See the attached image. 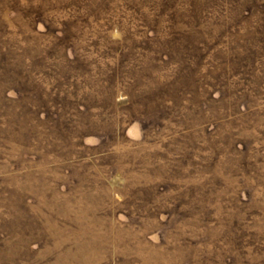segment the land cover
<instances>
[{
	"label": "rangeland",
	"instance_id": "1",
	"mask_svg": "<svg viewBox=\"0 0 264 264\" xmlns=\"http://www.w3.org/2000/svg\"><path fill=\"white\" fill-rule=\"evenodd\" d=\"M0 264H264V0H0Z\"/></svg>",
	"mask_w": 264,
	"mask_h": 264
}]
</instances>
